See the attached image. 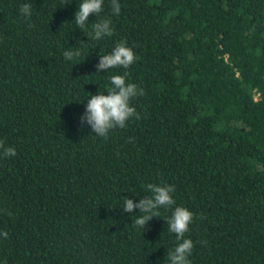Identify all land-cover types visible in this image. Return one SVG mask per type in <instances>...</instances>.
Segmentation results:
<instances>
[{
  "label": "trees",
  "instance_id": "1",
  "mask_svg": "<svg viewBox=\"0 0 264 264\" xmlns=\"http://www.w3.org/2000/svg\"><path fill=\"white\" fill-rule=\"evenodd\" d=\"M80 2L0 0V139L16 149L0 154V264H169L176 206L194 213L191 264H264V0H118V15L104 0L85 32ZM101 18L114 34L92 40ZM121 40L137 61L97 73ZM125 71L141 118L96 136L88 96ZM148 183L175 204L142 231L122 202Z\"/></svg>",
  "mask_w": 264,
  "mask_h": 264
},
{
  "label": "clouds",
  "instance_id": "2",
  "mask_svg": "<svg viewBox=\"0 0 264 264\" xmlns=\"http://www.w3.org/2000/svg\"><path fill=\"white\" fill-rule=\"evenodd\" d=\"M110 4L112 13L118 15L121 11L118 0H110ZM103 10L104 0H81L74 14L76 27L85 32L89 23V16L92 14L98 16ZM19 13L22 17L30 19L32 4H21ZM29 27L32 25L29 24ZM113 34L114 28L111 19L101 18L92 23V31L88 32V37L92 40H101ZM79 55L80 50L78 48L69 47L63 52L64 59L67 61H72ZM137 59L133 49L121 40L116 43L110 53L100 55L95 67L97 73L114 68L128 69ZM127 77V71L123 74H113L110 76L111 87L106 89L107 95L100 92L95 95L89 94L85 112L80 119L82 123L86 121L91 126L96 136L107 138L111 130L126 128L130 119L139 120L141 118L131 102L135 97L144 95V90L135 83L127 82ZM0 154L4 157H12L16 155V149L12 146H6L5 142L0 139ZM174 191V185L148 183L145 185V192L150 193V195L144 196L138 202L126 197L122 202L123 210L132 213L134 209H139L141 215H137L132 224L144 231L152 217H161L159 211L161 208L169 209L175 204ZM193 220L194 213L183 206H176L171 216L166 220L168 231L174 233L176 241H178L174 249L167 253L169 264H191L189 257L192 254L194 242L185 238V234L189 231V226ZM0 236L5 239L8 238L7 232H0Z\"/></svg>",
  "mask_w": 264,
  "mask_h": 264
}]
</instances>
